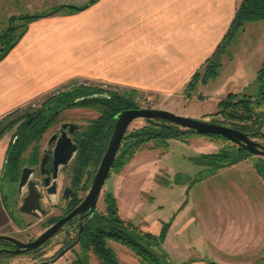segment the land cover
Returning <instances> with one entry per match:
<instances>
[{
  "label": "rangeland",
  "instance_id": "1",
  "mask_svg": "<svg viewBox=\"0 0 264 264\" xmlns=\"http://www.w3.org/2000/svg\"><path fill=\"white\" fill-rule=\"evenodd\" d=\"M92 1L67 0L64 5L57 7H77V4L87 6ZM49 6L53 5H46L43 0L41 3L19 5L23 15L13 19L14 26L22 25V16L30 14V10L42 11ZM66 9L70 8H63ZM22 29L18 27L13 33L10 28L0 30V55ZM238 41V47L234 46V50L230 47V52L220 55L221 65L216 74L207 76V69L201 70L194 94L189 95L187 92L186 95L162 97L161 100L152 96L151 102L145 103V106L164 109L182 117L218 120L220 116L216 115L219 112V102L226 98L227 93L220 95L217 90L228 86L236 70L248 65L253 66L251 68L255 70L263 64L262 27H251L245 36L236 34L229 41V45L233 46ZM90 89L105 92L98 87L77 88L73 91ZM258 89V84L255 83L243 94L254 96ZM53 98L49 96L38 101L37 107L29 106L23 112H17L6 119L3 127L27 112L42 109ZM69 111L70 116L79 115L82 118L85 109ZM97 114L86 112L88 118L96 117ZM144 125L145 120L138 119L132 123L129 130L139 129ZM18 126L19 123L5 130L1 136L4 143L12 140ZM253 139L261 142L258 137ZM224 149L238 151V145L227 139L194 134L184 141L170 140V146L165 152L142 151L120 174L111 171L99 199L98 210L105 211L104 196L112 193L117 199L120 216L143 230L159 236L164 224L170 223L162 248L170 258L171 264H264V246L259 245L260 251L241 253L243 241L251 239L253 234L260 236L264 233V227H258L260 222L257 221H264V180L254 167L259 156L252 155L239 163L215 170L211 160L203 156L218 155ZM1 173L0 170V186L4 190L6 185L1 179ZM158 179L165 183L162 184ZM247 197L253 206V213L248 209ZM15 201L13 207L8 206L9 213H13L10 215L11 224L2 234L14 236L24 242L34 240L46 230L43 223L47 220L42 216L21 213L17 205L22 203V197L15 198ZM44 201L45 205H49L48 198ZM247 223L250 224L249 227ZM74 235L75 233H72V238ZM65 237L64 233L55 237V247L47 257L54 255L62 246L60 242H63ZM5 242L7 241L0 242V249L13 247ZM109 245L115 249L123 264H143L127 247L113 241ZM74 257L73 251L70 250L49 264H71ZM11 263L32 264L33 261L25 255H19L12 259ZM92 264H97L94 258Z\"/></svg>",
  "mask_w": 264,
  "mask_h": 264
},
{
  "label": "crops",
  "instance_id": "2",
  "mask_svg": "<svg viewBox=\"0 0 264 264\" xmlns=\"http://www.w3.org/2000/svg\"><path fill=\"white\" fill-rule=\"evenodd\" d=\"M65 1L43 0L53 6L30 10L25 16L42 17L28 23L23 37L0 60V126L13 113L23 112L33 101L45 99L53 89L75 78L105 81L160 100L186 95L191 78L203 69L228 34L241 2L95 0L87 6L77 4L84 7L82 10L61 8L46 15ZM39 2L42 0H0V30L11 28L13 19L23 15L19 5ZM255 25L264 30V21L251 22L237 35H247ZM234 46L238 47L239 41L228 44L226 53ZM251 67L236 70L218 94L245 93L256 83L261 66L255 70ZM10 142L0 138V170ZM246 200L253 213L248 197ZM257 221L258 227H264V221ZM10 224L0 186V234ZM259 245L264 246L263 232L243 241L241 253L260 251Z\"/></svg>",
  "mask_w": 264,
  "mask_h": 264
},
{
  "label": "trees",
  "instance_id": "3",
  "mask_svg": "<svg viewBox=\"0 0 264 264\" xmlns=\"http://www.w3.org/2000/svg\"><path fill=\"white\" fill-rule=\"evenodd\" d=\"M94 1L95 0L92 2ZM58 8L59 7L46 15L55 14L59 11ZM63 8H70V10L78 11L82 10L84 7L62 6V9ZM39 17L42 16H24L22 17L24 19L22 25H12L10 28L12 33L14 32V29L18 27L23 28L22 32L13 39L9 44V47L0 55V60H2L8 54L9 50L15 47L18 41L23 37L27 31L28 23ZM258 21H264V0H241L228 34L219 45L217 51L209 60H207L203 67V69H207V76L217 73L218 68L221 65L220 55L226 53L229 41L237 34V32L247 23ZM201 70L194 74L186 86V91L189 95L194 94L196 90ZM256 83L258 84L259 89L258 93L254 96L229 94L226 98L222 99L219 102V112L216 115L220 116V118L215 121L239 129L240 131L254 137H258L263 133L264 62L258 70ZM93 92L95 91L90 89L79 90L77 93ZM138 93L139 92L135 90L110 92L106 93L110 99L103 98L102 100H96L90 104H86L100 112L101 116L90 128L87 144L83 148L82 155L84 160L95 162L101 160L115 127L117 121L116 116L123 111L140 109L142 107L136 102V96ZM71 97H74V95L66 92L53 99H59L58 103L64 105L71 100ZM53 99L48 101L45 106L51 103ZM40 112H42L41 109L39 112H27L23 114V116H19L18 119L12 121L8 126L3 127L4 123L0 126L1 138L5 130L11 128L14 124H21L16 137L10 142L7 151L6 173L10 175L11 181H18L20 172L25 165H36L39 163V144L45 133V129L47 128L46 115L43 113L39 115ZM16 113H13L9 117ZM24 119L25 121L22 122ZM194 134L198 133L190 129L181 128L167 120H145V125L143 127L135 130H128L123 138L111 171L120 174L142 151L161 150L165 152L170 146V140L176 139L184 141L189 135L191 136ZM206 136L227 139L223 136L214 134ZM30 151H33L32 157L28 158L26 155ZM250 156H252L251 153L245 148L238 146V151H228L224 149L218 155H204L203 158L210 159L213 166L215 165L214 169L218 170L219 168L231 166L242 160H246ZM254 167L264 180V157L259 156L255 161ZM159 182L162 184L165 183L162 180H159ZM5 202L8 207L9 204L6 198ZM104 204L105 211L97 210L91 218L83 223L81 239L79 243L71 249L75 255L71 264H92L93 258L97 261V264H123L115 249L109 245L111 241L127 247L143 264H171L170 258L162 248L171 226L170 223H165L160 235L156 236L143 230L140 226L124 220L119 214L118 202L112 193H107L104 196ZM9 207L11 208L12 206ZM10 212L12 213V211ZM55 221V219L47 220L43 223L44 227H49V225ZM70 238H72L71 233L67 235V238L64 239L63 242H60L62 243V246L51 257H47V254L54 249L55 245H53V242L55 238L50 239L36 250L20 255L29 257L30 260L33 261L32 264H39L43 261L57 257L66 246L72 245V242H75L78 238V232L75 233L72 240H70ZM5 243L12 245L13 247L11 248H15L12 243ZM55 244L57 245V243ZM18 256L19 255L2 252L0 253V264H12L11 260Z\"/></svg>",
  "mask_w": 264,
  "mask_h": 264
},
{
  "label": "flooded vegetation",
  "instance_id": "4",
  "mask_svg": "<svg viewBox=\"0 0 264 264\" xmlns=\"http://www.w3.org/2000/svg\"><path fill=\"white\" fill-rule=\"evenodd\" d=\"M77 92L78 90L69 91V93L74 95V97H71V100L64 105H60L58 103L59 99H53L48 106H45L41 109V111H43V114L46 115L47 128L45 129V133L43 134V137L39 144V163L36 165H25L20 172L17 182L11 181L10 175L6 173V159L1 170V179L6 185L4 189V191H6L4 192L5 198L8 200L9 206L13 207L16 202L15 198L22 197L23 202V199L28 192L27 184L21 190L19 188L23 169L25 167L35 169L34 173L31 176V180L38 184V189L41 192L40 202L43 209L45 210V213L41 216L45 217L46 220H56L55 222L50 224L49 227L58 222L60 219L69 215L85 200L91 190L92 182L96 174L98 173L104 157L103 155L99 162L83 159V148L87 144L90 128L94 125V122L97 121L101 116L100 112L86 104H90L96 100H102L103 98L110 99V97H108L107 94L102 91H95L93 93ZM74 109L80 111H84L85 109L82 114V118L79 115H74L73 117L72 115H69V110ZM87 111H91L93 113L97 112L98 114L96 115V117L88 118L86 116ZM37 112H39V110ZM18 118L19 117H17V119ZM24 121L25 119L22 120V122ZM20 126L21 124L19 123V126L14 131L12 139L16 137ZM252 137L254 138V136ZM67 138L71 139V144L67 140ZM258 138L261 140V142L259 143L264 145V132L261 133ZM59 143L61 149H59L60 152L58 153L57 157L58 168L55 171V151ZM74 145H77L76 150L71 152L67 164L63 165L62 161L67 159V154L74 148ZM32 153L33 151H30L26 156L28 158H31ZM43 157H48L47 166L50 170V173H46L45 175L41 173V163ZM47 180L50 181L49 186H47L45 183ZM103 189L101 195L103 193ZM45 198H48L49 205H45ZM21 204L17 205L18 209ZM97 210L98 204L95 213ZM89 218H91L89 211L77 215L71 222L65 225V228L61 232H59L53 238L57 237L61 233H64L66 236L64 239H66L69 233H77V229H79V227L82 226V224ZM47 228L48 227H46V229ZM73 243L74 242H72V244Z\"/></svg>",
  "mask_w": 264,
  "mask_h": 264
},
{
  "label": "water",
  "instance_id": "5",
  "mask_svg": "<svg viewBox=\"0 0 264 264\" xmlns=\"http://www.w3.org/2000/svg\"><path fill=\"white\" fill-rule=\"evenodd\" d=\"M61 8L62 7H59L58 10H60ZM42 113L43 111L40 112L39 115ZM138 119H143V120L162 119V120L170 121L181 128L193 130L194 132L200 135H209V134L220 135L235 142L237 145L241 146L242 148H245L252 155L264 157L263 144L254 140L251 135H248L247 133H244L239 129L221 124L216 121L198 120L195 118L182 117L170 111L164 109H158V108H140V109H131V110L123 111L116 116L117 121L113 129L112 135L110 137L107 149L105 151L101 166L92 182L91 190L87 195V197L85 198V200L78 207H76L69 215H67L66 217L60 219L55 224L48 227L43 233H41L34 240H31L29 242H24L14 236L0 234V241L10 242L15 247L14 249H0V253L5 252L13 255L29 253L32 250H36L40 248L46 242L52 239L55 235L61 232L65 228V225L71 222L77 215L89 211L90 217H92L97 208V204L102 189L106 183V180L109 177L114 161L120 150L123 138L130 129L132 123ZM67 140L71 144L72 142L71 139L67 138ZM76 148L77 145H74V148L67 154V159L62 161L63 165L67 164L71 152L76 150ZM59 149H61L60 143L55 151V162H54L55 171L58 168L57 157H58V153L60 152ZM47 163H48V157H43L41 163V173L43 175H45L46 173H50ZM34 171L35 169L30 167H25L22 171L19 188L21 190L27 184L28 192L25 195L23 202L19 207V211L23 214L40 217L42 214L45 213V210L43 209L40 202L41 192L38 189V184L31 180V176L34 173ZM45 183L47 186H49L50 181L47 180ZM82 231H83V224L82 226L79 227L78 238L72 245L64 248L57 255V257L47 261H43L39 264H49L51 262L57 261L63 255H65L68 251H70L73 247H75L79 243L81 239ZM211 264H218V263L212 262Z\"/></svg>",
  "mask_w": 264,
  "mask_h": 264
},
{
  "label": "built area",
  "instance_id": "6",
  "mask_svg": "<svg viewBox=\"0 0 264 264\" xmlns=\"http://www.w3.org/2000/svg\"><path fill=\"white\" fill-rule=\"evenodd\" d=\"M93 87L101 88L106 93L122 91L121 88L115 85H111L110 83L105 81H92L90 79H85V78H75L53 89L47 97L49 96L58 97L63 93L72 91L73 89H77V88H93ZM41 100L33 101L30 106L37 107L38 101ZM151 100H152L151 95L142 92H139L138 95L136 96V102L142 106L141 108H152L150 106H145V103L147 102L150 103Z\"/></svg>",
  "mask_w": 264,
  "mask_h": 264
}]
</instances>
